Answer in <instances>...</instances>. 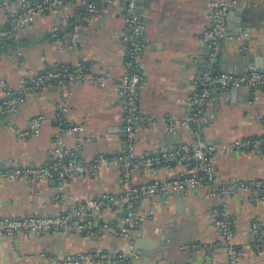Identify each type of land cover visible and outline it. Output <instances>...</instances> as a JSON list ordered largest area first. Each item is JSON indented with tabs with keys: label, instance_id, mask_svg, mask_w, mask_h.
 <instances>
[{
	"label": "crops",
	"instance_id": "obj_1",
	"mask_svg": "<svg viewBox=\"0 0 264 264\" xmlns=\"http://www.w3.org/2000/svg\"><path fill=\"white\" fill-rule=\"evenodd\" d=\"M209 1L140 0L137 5L143 38V78L138 105L143 117L172 114L180 120L190 114L191 100L197 91L192 78L198 74L207 55L201 36L208 27ZM122 6L121 1L97 2L94 13L84 21L80 10L77 11L83 7L68 3L37 15L0 44V101L3 82L16 90L21 76L46 67L64 64L74 67L81 62L95 78H107L104 84L81 81L25 93L17 111L7 115L0 124V165L8 161L26 166L46 163L52 153L53 134L66 124L79 126L80 130L66 134L65 145L74 147L83 139L89 140L82 142L79 151L85 161L121 151L125 134L124 102L116 92V80L127 71L122 55L125 44L120 37L125 25ZM13 8L18 9L15 1ZM73 24L79 26L76 54L69 46L61 49L52 35L53 27L65 33ZM8 26L9 20L0 10V30ZM242 47L246 51H240ZM255 57L264 64V0H239L228 12V29L220 41L214 70L243 73L253 66ZM250 93L247 88L213 91V100L204 111L207 123L201 140L220 147L237 138L264 135V92L253 89ZM36 114L45 116L40 134L18 141L15 129L23 128ZM136 127L134 146L138 155L150 154L160 146H176L193 140L192 134L183 127L174 133L166 132L164 123L139 121ZM210 160L216 167L217 185L231 179L249 182L264 178V159L254 151L215 154ZM188 170L183 164H176L171 170L160 167L155 176L148 170H138L133 183L148 182L153 176L173 179ZM118 181L116 167L104 170L98 180L90 176L73 179L65 185L61 196L64 199L59 203L56 197L61 193L52 179L0 180V216L53 214L65 205L116 192L120 186ZM207 194L201 190L155 197L157 205L149 208L153 220H145L134 233L142 252L131 264H228L215 226L221 207L232 217L233 242L243 254L239 264H264V252L257 255L254 251L252 232V223L257 221L264 240V198L252 203L245 192L213 197ZM148 207V201L143 199L136 210L142 214ZM104 214L112 217L109 211L105 210ZM186 244L202 247L182 249ZM126 247L125 238L105 234L68 231H49L31 237L17 234L13 241L0 237V264H57L52 257L95 248L119 251Z\"/></svg>",
	"mask_w": 264,
	"mask_h": 264
},
{
	"label": "built area",
	"instance_id": "obj_2",
	"mask_svg": "<svg viewBox=\"0 0 264 264\" xmlns=\"http://www.w3.org/2000/svg\"><path fill=\"white\" fill-rule=\"evenodd\" d=\"M16 2L18 9L13 8ZM0 0V10L9 20L7 29L0 30V44L8 40L15 30L24 27L34 20L37 15L55 11L68 3H78L83 7L82 20L88 21L97 2L115 4L123 3L125 25L120 37L125 44L122 52L127 71L116 80V92L124 102V137L121 151L111 155H97L89 161L79 156L80 146L89 142L83 139L76 146H67L63 142L66 134L78 133L79 126H60L53 134V148L50 159L38 166H26L15 161H8L0 165V180H44L52 179L56 182L58 190L57 201L65 191V185L76 178L90 176L96 180L101 177L104 170L116 167L119 174V189L116 192H105L94 198H88L73 204L63 206L62 210L48 215L27 216H0V237L14 240L17 234L25 236H38L49 231H68L70 233H96L111 237H121L127 240V247L119 251H110L95 248L90 251L68 253L58 258L52 257L57 264H131L132 260L141 255V248L136 244L134 233L140 229L145 220H153L150 206L157 205L155 197H165L172 193H194L207 191L208 197L234 195L238 192L247 193V199L256 203L264 198V178L243 182L235 179L226 183H219L216 167L211 163V156L215 154L226 155L234 151H254L264 159V135L237 138L228 145L216 146L212 142L201 140L204 125L207 119L204 111L213 100V91L230 90L232 88H247L252 94L253 89L264 92V72L257 71L251 66L243 73L230 71L216 72L214 65L218 58L220 41L228 29V12L239 0H210L208 3V27L204 30L201 39L207 49V55L201 68L192 78L197 91L191 100L190 114L177 120L172 114L165 116H147L140 114L138 96L142 81L141 54L143 48L142 20L137 10L140 0ZM78 24H73L67 34H62L59 27H53L52 35L61 49L69 46L74 54L78 51ZM246 51L242 47L240 51ZM81 81H97L104 84L106 77L95 78L88 72L83 63L78 62L74 67L59 65L46 67L39 72L28 76H21L18 88H11L4 84L3 98L0 101V119L15 113L24 100V94L35 92L45 86H61ZM251 97V96H250ZM62 110V109H61ZM63 110H66V108ZM165 124L166 132L174 133L178 127L188 130L193 137L189 143L176 146H160L150 154H136L134 140L137 136V123ZM45 122L43 114L30 117L23 128L15 129V138L21 141L40 134ZM264 123V121H263ZM176 164H183L189 168L173 179L154 177L160 167L171 170ZM138 170H148L154 174L148 182L135 184L133 176ZM147 200L149 207L139 214L136 210L141 200ZM109 211L112 217L104 214ZM124 214V216H122ZM215 221L220 233L219 244L225 250L228 264H239L242 252L233 242L232 217L221 207ZM252 232L255 235L253 244L257 255L264 252V240L261 236L257 221L252 223ZM202 247L199 244H186L182 249H195ZM211 248V246H210Z\"/></svg>",
	"mask_w": 264,
	"mask_h": 264
},
{
	"label": "water",
	"instance_id": "obj_3",
	"mask_svg": "<svg viewBox=\"0 0 264 264\" xmlns=\"http://www.w3.org/2000/svg\"><path fill=\"white\" fill-rule=\"evenodd\" d=\"M139 2L140 1H138V4H139ZM138 12H140V9L138 10ZM253 65L257 71H263L264 72V64H263L262 59H260L259 57L254 58ZM241 88H244V87H241ZM237 89H240V88H232L231 90L233 91V90H237ZM216 92H225V90H216ZM4 121H5L4 118L0 119V124H3ZM122 216H124V214H122Z\"/></svg>",
	"mask_w": 264,
	"mask_h": 264
},
{
	"label": "trees",
	"instance_id": "obj_4",
	"mask_svg": "<svg viewBox=\"0 0 264 264\" xmlns=\"http://www.w3.org/2000/svg\"><path fill=\"white\" fill-rule=\"evenodd\" d=\"M79 10H80V12H79V13H80V15H82V16H83V13H84V11H83V10H81V9H80V7H79V9H77V11H79ZM84 15H85V14H84ZM69 20H70V21H71V20L73 21V20H75V19H73V18H70ZM75 21H76V20H75ZM68 32H70V29H69V28H66V32H65V33H63V32H62V34H67Z\"/></svg>",
	"mask_w": 264,
	"mask_h": 264
}]
</instances>
